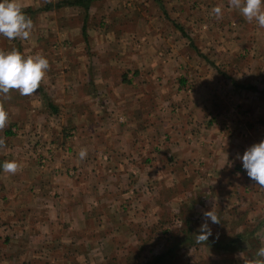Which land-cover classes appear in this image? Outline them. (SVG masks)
Instances as JSON below:
<instances>
[{
	"label": "crops",
	"instance_id": "1",
	"mask_svg": "<svg viewBox=\"0 0 264 264\" xmlns=\"http://www.w3.org/2000/svg\"><path fill=\"white\" fill-rule=\"evenodd\" d=\"M49 1L16 0L60 37L30 39L25 57L49 69L34 94L14 90L2 132L0 164L20 167L0 168L1 264H147L171 243L167 258L206 264L225 249L175 244L204 223L241 243L234 264L264 260V187L239 159L264 140V28L229 0H99L84 34L83 9Z\"/></svg>",
	"mask_w": 264,
	"mask_h": 264
},
{
	"label": "clouds",
	"instance_id": "2",
	"mask_svg": "<svg viewBox=\"0 0 264 264\" xmlns=\"http://www.w3.org/2000/svg\"><path fill=\"white\" fill-rule=\"evenodd\" d=\"M232 8L238 9L248 21H255L264 28V0H229ZM211 13L217 18L222 17V9L213 7ZM33 27L32 20L22 11L16 0H0V35L8 39H27ZM49 69V61L41 55L23 56L18 50L0 51V130L8 122V113L2 101L10 99V90H16L22 96L34 94L40 87L41 81ZM4 141L0 138V146ZM81 160L87 156V150L81 149L78 153ZM242 167L249 178L256 185L264 187V140L248 147L239 157ZM20 165L15 161H6L0 164L4 172L15 174ZM204 216L212 223H219L217 215L212 210L206 211ZM212 235L207 223L200 226L197 243L206 242ZM257 256L264 257V247L260 248ZM264 264V260L257 261Z\"/></svg>",
	"mask_w": 264,
	"mask_h": 264
},
{
	"label": "rangeland",
	"instance_id": "3",
	"mask_svg": "<svg viewBox=\"0 0 264 264\" xmlns=\"http://www.w3.org/2000/svg\"><path fill=\"white\" fill-rule=\"evenodd\" d=\"M55 2L50 0L49 3L45 2V4H54ZM105 2H106V0H105ZM124 2H125L124 4H127L128 2H130L135 7V6L138 5L139 1L124 0ZM42 3H44V2H42ZM145 4L149 5L148 3H145ZM106 5L107 6H111L110 4H106ZM42 6H44V5L42 4L41 7ZM142 6L146 8V6H144V4H142ZM24 10L25 9H22V11H24ZM30 10L31 11L26 14L32 20V24H33V27L31 29L29 37L27 39H23V38L8 39V38L4 37L3 35H0V51L8 52V51H11V50L15 49V50H18L23 56H25L26 54H28L29 50L32 49V45L30 43V39H35V38L39 39V38L46 37L48 42L58 40V37H60V35H57V33L54 30L47 29L48 31H45V33H43L42 25H41V28H38L37 24H39V23L43 24L44 21H45V17L43 15H39L41 12L40 13L35 12V10H37V8H30ZM46 22H47V28H53V29L56 30V26H55V22L56 21L54 20V18L50 19V20H46ZM71 37H72V33L69 32V33L66 34V38L70 39ZM9 95L11 97L10 99L2 101L3 107L8 113V119L10 117L9 114H12V109H9V107L12 106L13 103H15L16 101L17 102H22L23 101L22 98H19L18 96L15 97L14 90H10ZM17 112H15V113L17 114ZM18 114L21 117L24 114V112L21 111V112H18ZM5 129H7V128L5 127L2 130H0V138H2V132L5 131ZM44 162H45V160H44ZM228 241L229 240H227V242ZM227 242L225 243V246H227L225 248L221 244H219V245L222 248V250H224V249L227 250V248H228V250L225 251V253H223V254H221V253L216 254L215 252H214L215 255H212V256L210 254H208L207 255L206 264H234V249H233L234 246H233V248L231 247L232 249H230L229 248L230 245H227ZM164 245L166 246V243H164ZM188 245H190V247H192V246L195 247L197 245V243L196 242H192V244H189V243L185 242V246L189 247ZM208 245H209V247H211V245H213V244L210 243ZM215 249L219 250V248H215ZM2 252H4L3 249H2ZM152 252L153 251L150 252V254H151L150 256H155V254L152 253ZM191 255H192L191 253H186L185 257L187 258V257H189ZM217 257H220V258H217ZM181 259H182V256L179 255V254H176V255H173L167 261H170L171 264H174L177 261V264H179V262L182 261ZM191 259H192L193 263L195 262V264H199L198 260L201 259V258H200V256H198L196 258H193V256H192ZM1 263L2 262L0 261V264ZM34 264H39V263H34ZM160 264H169V262H161Z\"/></svg>",
	"mask_w": 264,
	"mask_h": 264
},
{
	"label": "trees",
	"instance_id": "4",
	"mask_svg": "<svg viewBox=\"0 0 264 264\" xmlns=\"http://www.w3.org/2000/svg\"><path fill=\"white\" fill-rule=\"evenodd\" d=\"M96 1H99V0H62L60 2H57L56 4H46L40 11H50L52 9H58V8H62V7H79L81 9H83L85 11V13H86L85 16H84V23H83V27H82V30H83V33H84L85 32V22L87 20V11H88L90 5L95 3ZM30 11H31L30 9H27V10H25L23 12L25 14H27ZM10 134H11V132H6V135H10ZM185 242L189 243V244H192V242H196L197 243L195 238H193V237L191 238L190 237V238H185L184 241H181L179 239V240L175 241V244L177 246L183 247L182 245L185 246ZM206 243L213 244V245H211V247L214 248V249L219 247V243H218L217 240L208 239L206 241ZM188 246H190V245H188ZM233 246H234V239H233V244L231 246H229V248L232 249ZM241 246H242L241 243L237 242L236 247L239 248V249H242ZM236 247H234V248H236ZM173 248H175V245L173 246V243H171L170 246L167 247V249L165 248L166 250H164L162 253H158L155 256H150L149 257L150 260L147 262V264H160L161 262H169V264H171V262L167 261V260H169L173 255H170L171 257L169 256L168 258H167V255H169L168 253L170 251H172ZM227 250H228V248H227ZM227 250H225V251H227ZM217 251L219 252V251H221V249H219ZM174 264H177V261Z\"/></svg>",
	"mask_w": 264,
	"mask_h": 264
},
{
	"label": "built area",
	"instance_id": "5",
	"mask_svg": "<svg viewBox=\"0 0 264 264\" xmlns=\"http://www.w3.org/2000/svg\"><path fill=\"white\" fill-rule=\"evenodd\" d=\"M152 253H154L155 255H157V254H158V252H157L156 250H154V252H152Z\"/></svg>",
	"mask_w": 264,
	"mask_h": 264
}]
</instances>
